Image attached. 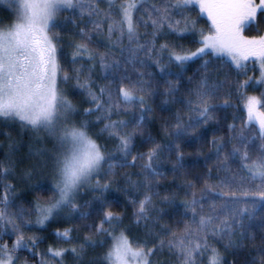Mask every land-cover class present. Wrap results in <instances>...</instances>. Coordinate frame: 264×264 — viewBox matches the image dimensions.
Masks as SVG:
<instances>
[{"label": "snow or ice", "instance_id": "snow-or-ice-1", "mask_svg": "<svg viewBox=\"0 0 264 264\" xmlns=\"http://www.w3.org/2000/svg\"><path fill=\"white\" fill-rule=\"evenodd\" d=\"M5 2V0H0ZM14 9L16 18L7 29H0V117L19 120L24 127L36 131H43L53 141L51 149V163L53 175V196L46 203L37 202L31 209L35 214V223L44 225L46 221L65 206L76 209L73 202L76 193L85 185H90L96 179L95 187L107 189L109 184H100V173L107 165L111 170L117 166H128L127 157L131 155L132 134L123 132L129 121L112 120V114L139 105L140 116L135 121L139 127L144 119V113L150 111L145 95L150 86L145 75L150 73L139 71L146 68V60L156 58V64L162 70L165 65L160 63L161 54L167 52L169 62L175 61L180 67L196 57L205 56L228 57L238 72L245 71L244 61L250 58L259 60L261 76L259 83H264V35L247 37L243 35L245 29L256 22L258 12H264V0H6ZM106 2L107 7L99 5ZM199 5L201 13H207L211 27L207 35L200 32L198 47L192 52H177L168 43L156 46V38L160 34L177 33L182 35L196 31V20L191 19L185 12L189 5ZM65 10L78 13L79 18L85 21V26L79 28V41L72 47L71 60L79 67L73 69L78 88L84 90L89 97L92 107L85 109L88 114L100 113L97 120L105 121L102 133L117 140L116 151H106L89 134L87 121L74 119L77 108L73 105L59 87V78L63 69L58 59V33L53 31L56 18ZM179 17V18H177ZM75 23V21H74ZM90 25V26H89ZM107 25V44L104 52H98L89 47L93 43L92 33H103ZM151 27V31H148ZM144 28L141 33L140 29ZM125 40L127 43H125ZM119 48L120 53L115 49ZM123 57L124 71L132 66V71L138 73L137 78L121 74L119 81L109 78L107 83L94 90L91 72L97 62L101 69L115 73L121 65ZM211 60H204L202 69L204 74L196 82L193 89L195 101L189 100V111L205 123L213 119L210 101L215 98L216 92L222 87L220 83H209L207 69ZM223 63V60H221ZM87 65L88 75H85ZM70 77L67 73L63 80ZM191 79V78H190ZM251 78H249L250 80ZM249 81L240 84L243 88ZM170 93L174 89L173 82L169 81ZM142 93V95H137ZM228 103L227 100L224 101ZM260 103L255 97H248L246 109L248 120L240 131L229 137L233 143L231 151L221 154L225 147L217 140L212 143L216 146V155L220 164L218 171L226 173L218 183L212 184L205 180L204 187L197 193L192 192L191 198L183 202L186 212L191 216L186 218L184 228L179 233L173 231L170 238L153 242L136 244L135 248L125 232L115 234V229L107 231L105 222L119 220L111 211L104 213V219L96 227L98 234L105 233L112 238V244L102 257L105 264H128V258H134L137 264H152L151 257L158 250L167 247L169 253L176 257L178 264H203V257H208V264H222L219 250L211 244V240L227 237L229 244L235 246L231 237L235 235V228L244 227V219L252 218L259 205L264 204V113H256L255 108ZM258 123V133L246 134V129L253 122ZM200 120L189 127H198ZM177 134L185 129V125L177 118L175 125ZM229 131L234 132V125H229ZM259 140V144L255 141ZM171 150L170 146H166ZM178 147V146H177ZM162 147L156 145L141 156H133L132 164L137 159H145L143 165V187L146 193L139 201L134 215L137 222L148 219L149 206L152 204L149 185L152 178L161 173L153 166V161L159 159ZM116 153L119 154L117 158ZM253 153L255 156L253 157ZM238 158V160H237ZM181 156L177 155V165ZM236 164L233 171L228 162ZM9 171L0 162V180ZM232 173L231 176L227 173ZM210 179V178H209ZM137 190L141 184H134ZM187 187L194 185L189 182ZM11 185H4V195L0 198V230L10 225L16 239L9 246L0 244V264H16V253L19 249L28 248L24 234L21 232L23 223H31V218L25 220V210L20 208L15 213L7 211L11 196ZM187 195V193H186ZM169 199L168 197L164 198ZM219 200V203H217ZM21 221V223H17ZM69 230L58 232L60 237L67 238ZM34 248L36 238L30 237ZM84 245L70 251L80 257ZM68 249L49 248L51 254L33 253L41 255V264H62L64 253ZM264 260V255L261 257Z\"/></svg>", "mask_w": 264, "mask_h": 264}, {"label": "trees", "instance_id": "trees-1", "mask_svg": "<svg viewBox=\"0 0 264 264\" xmlns=\"http://www.w3.org/2000/svg\"><path fill=\"white\" fill-rule=\"evenodd\" d=\"M99 6L106 8L107 4L102 2ZM185 14L196 20V31L178 35L174 32L168 33L165 29L167 34L162 33L156 38L157 47L168 43L177 52L183 53L195 51L200 47L198 43L200 32L203 31L206 34L210 26L194 6L188 7ZM86 20L87 17H85V20H81L77 13L74 14L72 11L58 15L57 27L53 31L59 34L57 54L63 69L60 75V88L77 108L74 119L76 121H87L89 134L99 144L103 145L106 151L115 153L117 140L110 138L107 133L101 132L105 121L93 122L95 116L100 115V113L93 115L84 111L92 107V104L88 101L86 92L77 87L74 78L73 69L80 65L79 63H72L71 45L80 40L79 28L85 26ZM106 28L107 25H105L103 33H92L93 43L89 45L90 48L98 52L106 50L105 45L108 42ZM140 31L143 33L145 30L141 28ZM148 31H151V27ZM243 35L247 37L264 35V12L257 14L256 22L247 27ZM125 43H127L126 40ZM120 51L119 48L115 49L117 54ZM115 58L121 60V65L114 74L101 69L97 62L90 74L94 82V90H98L100 85L107 83L109 78H114L118 82L121 74L137 78L138 73L132 71L131 65L127 66V72L124 71L123 57L117 55ZM204 58L196 57L180 67L175 61L169 62L168 53L165 52L161 54L160 59V63L165 65L163 70L157 66L155 57L152 60L145 61L146 68H140L137 63L139 71L151 74L150 76L145 75V80L148 81L150 86L148 94L145 95V100L151 110L144 113V119L139 127L135 125V121L140 116L139 105L127 109L122 106L118 114L114 112L111 116L112 120L129 121L128 127L122 129L123 132L132 134L131 155L127 157L128 166H117L109 170L108 166L105 165L100 184L107 183L109 187L107 189L98 187L89 196L83 198L75 214L67 223L51 225L46 230L40 231L42 238L37 241L38 243L34 248L32 246V255L28 256L23 250L19 252L20 254L25 253L24 258H21L23 262L26 264H41V255L38 258L33 253L43 254L45 252L50 257L49 248L65 247L68 250L72 249L74 244L60 240L56 235L58 231L70 230V239L77 244L78 249L82 244L86 247L83 250L84 258H74V256L68 254L66 258L56 259L62 260V264H102L98 261L99 259L95 260L93 258L102 252L101 245L105 241L106 233L104 235L98 234L96 227L104 219L106 211H111L119 217V220L111 222L112 225L118 223L117 230L125 232L132 244L135 245L147 241L148 247H152L153 242L158 243L161 239L167 242L173 231L179 233V230L184 228L186 218L190 217L191 213L185 211L183 202L191 198L192 192H196L197 198H199L200 190L204 187L206 179L209 183L215 184L226 175V173L218 171L220 164L216 155V146L212 141L215 139L225 145L221 159L223 154L231 151L233 143L229 142V137L236 135L245 125V107L248 97L254 96L260 101L255 111L256 113H264V92L261 87H252L253 82L251 83V79L248 80L247 77L249 70L250 73L251 71L254 73L256 69L253 64H250L251 68L247 72H238L233 65L222 58H209L207 56L206 59ZM208 59L211 60L207 69L209 83H220L222 87L216 92L215 98L210 101L213 106V119L205 123L196 116L195 112L189 111V100L195 101L193 89L196 82L204 74L201 65H203L204 60ZM221 60H223V63H221ZM84 71L85 75L89 74L87 65ZM65 73L70 77L67 81L63 80ZM246 80L249 82L243 88H240L239 85ZM169 81L174 84V89L170 93L167 91ZM137 95H142V93H137ZM225 100L228 101L227 104L224 103ZM177 118L185 125V129L181 130L179 135L175 128ZM197 119L200 120L198 127L188 126L195 124ZM229 125H234V132L229 131ZM2 131L7 130L4 123L0 121V132ZM258 131V123L254 120L246 129V134L258 133ZM2 141L3 137L0 135V144H2ZM255 143L259 144V140H256ZM156 145H160L162 151L159 159L153 161V166L161 175L153 177L149 185L151 192L148 194L152 197V204L149 206L148 219L137 222L134 215L137 205L133 204L132 201H139L146 193V189L143 187V165L146 160L137 159L133 165L131 163L132 157H139ZM166 146H170L171 150ZM178 154L181 156L179 165L176 163ZM116 156L119 158L118 153H116ZM254 156L255 153H253ZM3 158L4 155L2 149H0V162L2 163ZM228 166L235 171L236 164L231 160L228 162ZM227 175L231 176L232 173H227ZM189 182L194 187H187ZM137 183L141 184L138 190L133 187ZM3 185L4 179L2 178L0 180V198L3 197ZM35 193L36 198L34 199L37 201L47 200L52 194L49 190L40 188ZM165 197L169 199L165 200ZM23 202L28 201L23 199ZM32 202H34L33 199ZM217 203H219V200H217ZM14 207L15 205L12 203L11 209H14ZM111 223L105 222V230L111 231L109 230ZM234 232L235 235L231 239L235 246H227L229 244L227 237L223 239L217 237L211 240V244L221 253L222 264H264V260L261 259L264 255V204L258 206L252 218L245 217L244 227L235 228ZM89 238L99 239L101 244L93 243V245L89 244L90 247H87L84 240ZM10 241L11 238L7 235L0 237V244L6 243L11 246ZM49 257L45 259H49ZM202 259L203 264H208L207 256ZM151 260L152 264H178L176 257L169 253L167 247L158 250L151 257ZM51 264H54V261Z\"/></svg>", "mask_w": 264, "mask_h": 264}, {"label": "rangeland", "instance_id": "rangeland-1", "mask_svg": "<svg viewBox=\"0 0 264 264\" xmlns=\"http://www.w3.org/2000/svg\"><path fill=\"white\" fill-rule=\"evenodd\" d=\"M256 2L258 3L259 0H256ZM193 6L198 9L200 15L204 19H206L209 26L211 27V21L208 19L207 13H201L198 4L189 5L188 7H193ZM68 11H71V10H65L64 12H68ZM77 15L79 16L78 13ZM15 18H16V13L13 7L8 2H6V0L5 2H0V29H7L8 27H10L14 23ZM57 19L58 17L56 18V21ZM208 32L209 30L207 31L205 35H207ZM214 58H220V59L222 58L231 64V61L228 57H214ZM204 59H206V56ZM243 63L246 65V69L245 71H242V72H247L251 68L250 64H253L255 66L254 68L256 69L254 73H252L253 71H251L250 73V70L247 73L248 80L249 78H251V83L253 82L251 86L261 87L262 91L264 92V83L258 82L261 76V65H260L259 60L255 58H250L248 61H244ZM59 82H60V78H59L58 83ZM59 87H61L60 83H59ZM62 92L64 93L63 90ZM64 95L66 96L65 93ZM88 101L90 102L89 97H88ZM245 113H246V121H247L248 114H247L246 107H245ZM97 116L99 115L97 114L95 118L93 119V122L95 123L99 122V120H97ZM0 121L4 123L5 129L7 130V131L0 132V135H2L3 137L2 144H0V149H2V152L4 155L3 165L9 169V171L3 175L4 185L5 184L11 185V190H10L11 196H10L7 211L9 213H15L20 208H23L25 210L24 219L27 220L29 219V217L31 218V223H23L21 226V232L25 236V240L28 244V248L19 249L16 253L18 257V259L16 260V264H26L25 262L22 261L21 258H24L25 253L28 256L32 255V244L29 238L35 237L36 244H37L38 243L37 241H39L42 238L40 231L46 230L47 227L51 225L67 223L73 217L77 208L74 210L71 208V206H65L61 210L57 211L53 215L52 218H50L48 221L44 223V225L41 226L35 223L36 216L35 214L31 212V209L36 205L37 202L46 203L53 196L54 180H53V175H52V163L50 159L51 149L53 147V141L42 130L36 131V130L31 129L30 127H24L22 126L19 120L0 117ZM103 174H104V169L100 173L99 179L103 177ZM96 179L97 178H93L90 185L83 186L76 193L73 202L77 205V207L83 198L89 196L91 192H94L95 189L98 188V187H95ZM16 184L17 186H20V187H17ZM4 185L2 189V196L5 194ZM38 188L43 189V190L44 189L49 190L52 193L51 197L47 200H41V201H37L36 199H34L36 198L35 192L37 191ZM23 199H26L30 203V205L28 202L24 203ZM32 199L34 200V202H32ZM12 203H14L15 205L14 209H11ZM17 223H21V221H17ZM113 229H115V234L119 235L120 232L117 230L118 223H113V225L111 223L109 230H113ZM64 231H58V232H64ZM2 235H7L8 237L11 238V241H10L11 245L16 239V234L12 232L10 225H6L5 229L1 230L0 237ZM70 235L71 234L69 230V234L67 238L60 237L58 235L57 237L60 240L68 241L74 244L72 246L78 249L77 244L72 239H70ZM84 242L87 247H90L88 246L89 244L91 245H93V243L98 244L101 242V240L89 238L88 240L85 239ZM102 244H103L101 245L102 252H100L97 255V257H94L93 259L95 260L99 259L98 260L99 262H101L102 264H105L102 257L110 248L112 244V238L106 234L105 241ZM132 246L133 248H135L136 245L132 244ZM85 248L86 247L84 246V249ZM58 249H67V248L64 247V248H58ZM22 250L25 253L20 254L19 252H21ZM43 254H46V253L44 252ZM68 254L71 256H74V258H77L76 255H74L70 250L66 251L63 257L66 258ZM37 256L39 258L40 255H37ZM48 257L49 255L47 254L45 258H48ZM79 258L80 259L84 258L83 252L81 253ZM128 264H137V261L134 258L129 257Z\"/></svg>", "mask_w": 264, "mask_h": 264}]
</instances>
